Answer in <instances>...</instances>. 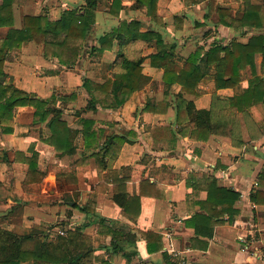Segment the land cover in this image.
<instances>
[{"label": "crops", "instance_id": "obj_1", "mask_svg": "<svg viewBox=\"0 0 264 264\" xmlns=\"http://www.w3.org/2000/svg\"><path fill=\"white\" fill-rule=\"evenodd\" d=\"M167 1L159 0L158 3V17L163 19L162 23L148 16L140 19L133 6L130 15L122 13L118 17H107L101 24L102 31L97 33V41L104 32L119 27L122 21L139 19L145 29L161 33L166 43H176V60L182 62L196 50L205 54L218 46H229L232 42L247 43L252 36L264 33V1L261 0H252V3L261 6V28L240 24L239 20L245 12L244 0H199L191 5L182 0H172L175 5L181 4L185 11L180 6L181 10L178 13L174 11L170 18L162 14L166 5V13L172 7L165 4ZM210 1L215 2L212 9ZM38 3L35 0L14 2L16 27L23 26L26 15H44L42 7L49 8L51 21H58L65 8L78 9L79 6L82 9L85 0H39ZM37 4L39 8L36 9ZM218 8L228 11L223 19L226 23L222 22ZM175 16L184 19V27L175 25ZM99 22L96 15L94 24ZM188 23L195 26L188 30ZM9 29L0 27V30L6 31L5 35ZM204 30L206 34H201ZM143 42L132 41L125 46L126 51L125 47L123 50L127 52L130 47L135 50V46L139 45L140 48L146 44ZM146 45L150 46V52L144 54L146 62L143 73L151 77V81L134 92L123 105H116L113 95L104 96L94 89H86L83 86L84 78L82 82L78 79L76 82V78L72 77L74 69H68V72L62 70L64 66L57 57L45 55L43 43L24 44L20 49L24 60L15 57L18 65L27 64L24 67L32 71L39 64L43 70H54L55 73L59 70L61 75H46L36 82V87H45L46 93L23 83L18 87L33 92L38 98L52 99L49 103L51 115L44 122L34 121V107H18L33 108L30 113L35 126L32 132L8 140V146L13 145L11 149L15 148V152H23L28 157L37 154L38 171L44 177L27 182L29 165L16 161V156L4 149L9 161H2L1 169L4 166L20 167V172L5 174L12 179L4 180L3 171H0V184L5 183L9 202L0 208V227L19 235L44 233L48 236V242H56L58 236H68V232L74 231L78 225L88 223L84 230L85 239L94 251L87 264L108 261L112 264H168L164 252L174 264H264V103L259 102L245 111H239L230 104V99L249 88L254 76L251 67L242 70L241 81L236 87L218 89L215 66H208L206 75L198 85V95H193L184 92L179 84L167 85L164 82V70L152 66L149 57L156 52V44ZM137 51L141 50L137 48ZM224 54L222 51L220 56ZM116 56H119L118 41L112 51L104 52L103 58L105 61L113 59V68L116 66ZM104 59L96 67L99 71L105 69ZM89 63L82 59L74 68L81 72L82 67L88 68ZM255 65L257 74L264 78L261 53L256 54ZM87 79L95 83L108 80L101 77L95 79L90 74ZM73 80L76 87L81 86L71 91L70 82ZM60 86L68 89L69 94H56L53 89ZM153 86H158V91L152 89ZM103 97L112 105L109 107V104L103 103L93 109L92 103L102 101ZM188 101H192L197 109L209 110L212 121L224 125L222 131L211 134L207 140L193 139L190 134L194 127L188 115L183 114L182 122H178V111L185 110ZM160 102L167 104L159 106L157 110H146L147 105L157 108ZM55 114L69 129L67 153L57 151L48 142L53 133L50 120ZM231 114L236 116V121H233ZM165 125L182 132L177 134L175 146H169L163 140L156 141L151 133L153 126ZM4 128L2 132L7 136L17 135L14 126L6 127L11 131ZM116 138L124 140L120 149ZM116 172L120 178H129L126 187L130 196L140 194L144 180L161 186L164 196H142L138 216L127 213L112 198L115 185L113 178L107 175ZM204 178H215L219 186L241 193V198L235 203L238 213L234 215V222L230 223L227 216L224 223L215 226L212 236L208 233L198 235L188 225L195 215L207 214L201 205L207 199V191L192 185L196 179ZM188 181H191V185H188ZM255 191L262 194L259 203L251 198ZM91 203L95 212L86 215L81 208ZM101 218L107 221L100 223ZM147 231L158 232L162 236L163 249L153 253L148 251L147 241L141 235V232ZM134 235L137 237L139 254L128 263L125 254L132 251L128 240ZM117 246L119 249L115 252ZM21 264L36 263L29 260Z\"/></svg>", "mask_w": 264, "mask_h": 264}, {"label": "trees", "instance_id": "obj_2", "mask_svg": "<svg viewBox=\"0 0 264 264\" xmlns=\"http://www.w3.org/2000/svg\"><path fill=\"white\" fill-rule=\"evenodd\" d=\"M16 0H2L0 3V27H10L4 37H0V77L4 75V61L9 49L21 48L25 41H36L43 43L45 55L47 57H57L64 63H70L79 55L83 42L87 34L92 31V25L95 23L96 10L101 0H85L82 11L78 12L76 8L66 10L61 19L50 21L47 15L42 16H24L23 26H15L14 2ZM245 12L239 20L242 26L261 28L263 22L260 16L261 6L252 3V0H244ZM159 0H135L134 7L141 8L152 20H160L158 17ZM210 9L215 7V2H209ZM121 0H112L111 13L117 15L121 8ZM219 16L222 22L226 23L225 17L228 11L224 8H218ZM180 18L176 17L178 21ZM142 40L148 43H155L156 52L149 55L151 65L164 70L163 80L167 85L179 84L184 92L198 95L197 89L201 80L207 73L208 66H215L216 69V87L218 89L226 87H236L241 81V72L250 66L253 72V78L250 85L243 93L230 99V104L239 111H245L253 105L264 103V78L257 74L255 57L256 54L263 55L264 66V33L260 32L254 35L247 43L232 42L229 46H218L209 52L203 54L200 50L191 52L187 58L180 62L176 60V43H166L161 33L151 29H145L139 19L124 21L119 27L104 32L99 37L100 47L97 51L112 49L113 42L119 43V57H121L122 70L116 74L115 78L108 79L104 83H95L84 79L83 86L90 90L94 89L99 93L113 95L116 99V105H123L131 95L143 89L150 81L151 77L143 73L145 57L129 58L123 50L127 44L132 41ZM224 51V56H220ZM103 100H96L93 109H97L99 104L110 103L103 97ZM52 99L38 98L34 93L15 87L12 84H3L0 81V123L12 119L14 111L18 107L32 106L35 108L34 121H47L51 115L49 103ZM165 102L158 103V107L146 106V110H157L159 106H164ZM187 114L189 122L193 124L191 137L193 139L207 140L213 133L222 131L224 125L213 122L211 112L207 109H197L192 101H188L185 110L178 111V122L183 120V114ZM92 124V122H86ZM52 136L48 142L52 144L57 151L69 152V129L65 122L59 120L55 114L50 120ZM11 131V128H4ZM188 130V128H187ZM151 133L156 141L163 140L169 146H175L177 143V134L181 130H174L171 126H153ZM120 144L124 142L121 138H116ZM31 149V148H30ZM120 149V148H119ZM33 150V147H32ZM98 159V158H97ZM16 160L29 165V171L26 181L42 180L44 174L38 171L37 154L34 153L28 157L23 152H16ZM2 161H9L6 152L0 153V164ZM114 181V193L112 198L127 213L138 216L141 211V197H163L164 189L157 183L144 180L141 183L140 194L130 196L127 193V181L129 178H120L118 173L107 175ZM191 185V181H188ZM195 188L207 191V199L201 203L202 208L207 214H197L188 221L198 235L199 233H208L212 236L217 224L224 223L226 217L230 223H233L234 215L238 213L235 203L241 198V193L223 186H219L215 178L196 179ZM260 191H255L251 198L259 203ZM93 203L81 208L86 215L94 214ZM107 221L99 219L100 223ZM88 223H82L74 231H69L68 236H58L56 242H48V236L44 233H30L28 235H19L12 231L0 227V264H21L24 261L34 260L37 264H87V260L94 251L85 239L84 230ZM143 238L148 244L150 253L163 249L162 236L158 232H141ZM131 252L126 255L128 263L134 256L139 254L137 247V237L134 235L129 240ZM118 246L114 248L117 252ZM168 264H174L166 252H164ZM103 264H112L110 261Z\"/></svg>", "mask_w": 264, "mask_h": 264}, {"label": "rangeland", "instance_id": "obj_3", "mask_svg": "<svg viewBox=\"0 0 264 264\" xmlns=\"http://www.w3.org/2000/svg\"><path fill=\"white\" fill-rule=\"evenodd\" d=\"M35 1H37V3L39 2V0H35ZM171 1L172 0H168L166 3L164 2L165 4H168L172 7H171V9H169L168 13H166V8H167L166 7L167 5H166L165 8L162 9V14L168 15L170 18L171 15L173 14V12L177 10L176 12L178 13L181 10V7H182V10L185 11V8L181 4L175 5L174 3H172L173 1L172 2ZM182 1L187 5H191V4H197V2L199 0H182ZM261 1H264V0H261ZM132 2H135V0H121V7H120L121 9L118 10L119 13L117 15H114L111 13L112 0H101L99 2L97 10H96V15H98L100 22L97 25H95V24L92 25L93 29L90 33L87 34L86 40H85V42H83V46L81 47L80 51H78L79 55L76 58H74L73 60L70 59V63H68V64H64L60 61V63L64 66V67H62V70H65V72L70 71L68 69H72V68L74 69V70H72V72L74 71L73 72L74 74L72 73L73 74L72 77L74 79L76 78V82H77V79L80 80L81 82H82V78L87 79L89 74L91 76H93L95 79L98 77H101V79H113V78H115L116 74L122 70L121 57L116 56L117 58H116V61L114 62V64L116 63V66L113 68H111V64H112L111 62H113V59H107L105 61V59L103 58L104 52L110 51V50L112 51V49L115 47V43L117 41L113 42L112 49H109V50L107 49L105 51L100 52V51L95 50V48L100 47V43L97 41L96 36H97V33L102 31L101 24L106 20L107 17L108 18L111 16H117L118 17L122 13L123 14L127 13V15H130V13H129L130 9H132L134 6V3H132ZM38 4L36 6V9L39 8ZM73 8L74 7L65 8L63 13L66 10L73 9ZM78 9H79V6H78ZM135 9H136L137 15L139 16L140 19H143L147 16L145 11L142 10L141 8H135ZM42 10L44 12V15L48 16L49 8L48 7H42ZM82 10L83 9H79L78 12H81ZM63 13H62V15H63ZM157 14H158V12H157ZM122 17H125V16L123 15ZM176 17H179V16H175V18ZM48 19H49V16H48ZM95 20H96V18H95ZM171 20H173V16H172ZM159 21L162 23L163 19L156 20V22H159ZM122 22H124V21H122ZM184 22H185L184 19L180 18L178 21L175 20V23H176L175 25H177L179 28L184 27ZM194 26H195L194 24L188 23V30L192 29V27H194ZM199 26H201V25H199ZM199 26H197V27H199ZM5 32L6 31L0 30V37H4ZM205 32H206V30H204L200 33L206 34ZM30 42H35L36 44H40L36 41H25L23 43L22 47L24 46V44H27ZM143 43L150 45V43L145 42V41ZM146 44H144V45L142 44L140 48L138 47L139 45L135 46L134 47V48H136L135 50L131 49L132 47H130V49H127L128 51L125 53L129 58L144 57V54H147V52H150V48H149L150 46L148 47ZM145 46H147V47L145 48ZM21 48L9 49L7 51V56H6V59L4 61V69H3L4 75L2 77H0V81H2L3 84H12L15 87L16 86L19 87L20 84L23 83V84H26V86L27 85L29 87L32 86V89H34V90L38 89L37 90L38 92L46 93V88L42 87L40 85H38V87H36V82H38L39 79L44 78V76H46V75L56 76V74H57V76H60L61 73L59 72V70L57 71V73H55L54 70H51V72H50V70L49 71L43 70V66L39 65V64H37L36 65L37 67H35L36 69L32 70V71L30 70L31 68H25V67H27V64H24L25 67L21 64L18 65L15 57H21V58H23L22 61L24 60L23 54L21 56V52H20ZM137 48L140 49L141 51H137ZM125 51H126V47H125ZM21 58H18V60H20ZM82 59H86L87 61H90V63L88 65V68H84V66H83L81 69L83 71L80 72V69H75L74 66H75V64H77V62H79ZM103 59L105 61L104 63L106 64L104 67L105 69H104V71H102V70L99 71L98 69H96V67L101 61H103ZM80 63H82V61ZM65 78L67 80V77H65ZM70 83H71V87L69 89L71 91L75 90L81 86L80 85V86L76 87L74 85L75 80H73ZM152 89H155V91H158V86L157 87L153 86ZM53 90H56L55 93L58 95H60V93L69 94V92H70V91H68V89H65L64 86L55 87ZM38 92H36V93L38 94ZM31 93H33V92H31ZM32 109L31 108H24V109L18 108L17 111L15 109L16 113L11 120L4 121V122L0 123V153H2L3 151L6 150V152L10 151L12 156H13V154L16 156V154H15L16 152L14 151L15 148L11 149L13 145L11 147L8 146V142H9L8 140L12 141V140L16 139L14 136L20 137V136L26 135L27 133L32 132L33 127L35 126V123H32L33 122L32 121V114L30 113ZM232 116L233 117H231V118L234 119L233 121H236V119H235L236 116L235 117H234V115H232ZM7 126H14V128H16L17 135H12L9 137V136H7V134H4L2 132V127H7ZM35 130H36V128L34 129V132H35ZM15 159H16V157H15ZM19 169H20V167L13 168L12 166L8 167V168L6 166H4L2 169L0 167L1 173L3 171L2 177L4 178V180L12 179V177L7 178L6 176L14 174L16 172H20ZM5 174H6V176H5ZM0 176H1V174H0ZM5 182L7 183L8 181H5ZM4 185H5V183L0 184V208H3L5 205H7L9 203L8 199H7L8 197H6V195H8V190L6 188H4ZM17 185H19V184L17 183Z\"/></svg>", "mask_w": 264, "mask_h": 264}, {"label": "built area", "instance_id": "obj_4", "mask_svg": "<svg viewBox=\"0 0 264 264\" xmlns=\"http://www.w3.org/2000/svg\"><path fill=\"white\" fill-rule=\"evenodd\" d=\"M61 233L64 234V231H62Z\"/></svg>", "mask_w": 264, "mask_h": 264}]
</instances>
